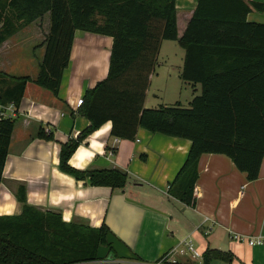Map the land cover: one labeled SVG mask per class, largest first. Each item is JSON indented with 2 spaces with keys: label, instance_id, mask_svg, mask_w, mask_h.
<instances>
[{
  "label": "trees",
  "instance_id": "obj_1",
  "mask_svg": "<svg viewBox=\"0 0 264 264\" xmlns=\"http://www.w3.org/2000/svg\"><path fill=\"white\" fill-rule=\"evenodd\" d=\"M249 12L241 0H197L179 35L176 0H0V45L49 16L37 76L0 72V106L12 105L16 112L28 82L58 96L76 31L112 38L107 77L85 92L78 109L89 126L60 146L59 168L91 186L122 191L128 181L124 172L79 171L68 165L88 135L110 122L117 139L133 140L139 128L185 139L190 148L168 194L194 207L201 155L228 157L249 182L258 178L264 160V25L248 23ZM161 40L178 43L184 51L180 78L201 87L189 108H144ZM14 126V118L0 117V183ZM37 138L53 140V134L40 127ZM16 196L20 213L0 217V264H122L96 259L98 248L106 245L107 227L65 223L58 213L28 205L22 186ZM232 258L229 252L206 249L201 264H230Z\"/></svg>",
  "mask_w": 264,
  "mask_h": 264
},
{
  "label": "crops",
  "instance_id": "obj_2",
  "mask_svg": "<svg viewBox=\"0 0 264 264\" xmlns=\"http://www.w3.org/2000/svg\"><path fill=\"white\" fill-rule=\"evenodd\" d=\"M241 1L250 8L246 21L264 25V0ZM254 3L263 9L256 10ZM196 7L197 0H176L179 35ZM47 33L19 31L5 40L0 45V72L34 79ZM111 47L110 37L76 31L58 96L32 82L26 84L14 111L15 126L2 172L0 217L20 213L16 192L22 186L28 205L58 213L65 223L107 227L137 257L122 263L152 264L164 259L166 264H201V258L187 250L189 243L200 256L206 249H215L229 252L230 264H264V243L250 246L232 238L264 240V160L258 178L249 182L228 157L201 155L196 204L188 207L168 190L186 160L190 141L142 128L133 140L117 139L106 122L78 145L68 165L79 171L124 172L128 175L124 189L94 187L60 170V146L76 140L89 126L78 112L77 101L107 77ZM190 84L193 99L201 94V87ZM145 103L146 94L144 107ZM40 127L51 132L53 140L37 138Z\"/></svg>",
  "mask_w": 264,
  "mask_h": 264
},
{
  "label": "rangeland",
  "instance_id": "obj_3",
  "mask_svg": "<svg viewBox=\"0 0 264 264\" xmlns=\"http://www.w3.org/2000/svg\"><path fill=\"white\" fill-rule=\"evenodd\" d=\"M48 30L49 16L46 14L42 19L21 31H41L44 34ZM38 49L39 47H36L34 51ZM183 55L184 52L177 42L161 40L148 80L144 108L154 109L175 105L180 108H189L192 100L191 84L180 78ZM123 264L129 263L123 262Z\"/></svg>",
  "mask_w": 264,
  "mask_h": 264
},
{
  "label": "water",
  "instance_id": "obj_4",
  "mask_svg": "<svg viewBox=\"0 0 264 264\" xmlns=\"http://www.w3.org/2000/svg\"><path fill=\"white\" fill-rule=\"evenodd\" d=\"M96 259L98 261L111 262L117 261H136L137 257L114 235H106V245L100 246L97 251Z\"/></svg>",
  "mask_w": 264,
  "mask_h": 264
},
{
  "label": "built area",
  "instance_id": "obj_5",
  "mask_svg": "<svg viewBox=\"0 0 264 264\" xmlns=\"http://www.w3.org/2000/svg\"><path fill=\"white\" fill-rule=\"evenodd\" d=\"M82 103H83V100L80 99L77 101L76 106L80 107L82 105ZM14 111L15 110H14V107L12 105H8L5 107L0 106V117L13 118L14 117ZM232 238L238 242L246 241L248 243V245H250V246L262 245L264 243V240L259 239V238H257V239H244L243 237H240V236H233ZM185 246L187 247V250L193 254L194 257L201 258V256L192 248V246L189 243L185 244ZM118 262H120V261H118ZM152 264H166V263H164V259H160L159 261H156Z\"/></svg>",
  "mask_w": 264,
  "mask_h": 264
}]
</instances>
